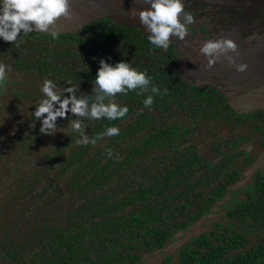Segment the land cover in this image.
I'll list each match as a JSON object with an SVG mask.
<instances>
[{
	"label": "trees",
	"instance_id": "trees-1",
	"mask_svg": "<svg viewBox=\"0 0 264 264\" xmlns=\"http://www.w3.org/2000/svg\"><path fill=\"white\" fill-rule=\"evenodd\" d=\"M114 21L93 19L56 37L33 31L13 44L2 40L16 54L12 72L40 87L29 93L27 85L18 100L38 104L45 79L58 90L76 86L77 95L88 94L101 59L146 71L150 87L162 94L150 108L143 104L150 91L117 94L116 103L129 109L123 119L84 120L90 138L119 128V135L95 144L76 143L80 135L67 127L75 119L70 113L68 121L58 119L53 135L41 134V122L31 113L0 135V264H141L210 211L230 186L228 179L219 180L225 169L222 177L230 176L226 166L204 170L194 148L186 146L189 127L157 120L164 107L186 112L189 104L177 97L194 89L169 66L152 62L155 56H140L145 35L139 28ZM80 48L89 51L85 57ZM65 50L76 59H60ZM256 193L226 211L233 225L252 220L262 226L254 243L238 225L217 226L160 264H264V182L256 183Z\"/></svg>",
	"mask_w": 264,
	"mask_h": 264
},
{
	"label": "flooded vegetation",
	"instance_id": "flooded-vegetation-1",
	"mask_svg": "<svg viewBox=\"0 0 264 264\" xmlns=\"http://www.w3.org/2000/svg\"><path fill=\"white\" fill-rule=\"evenodd\" d=\"M182 2L185 10L194 16L196 22L189 26V34L184 41L171 37L172 44L167 51L150 44L149 33L140 22L135 21L139 20L138 17L128 18L129 22L112 19L121 26L139 28L145 35V40L141 42L140 56H155V59H151L152 62L169 66L184 86L194 89L190 95L180 94L177 97L178 101L189 104L186 112L181 107H164L160 114L155 113L157 120L162 119L168 125L189 127L190 138L186 146L194 148L203 169H218L220 166L224 169L226 166L230 174L227 178L222 177L225 169L219 179L224 182L229 180L227 183L230 186L226 194L210 211L168 241L164 248L169 249L160 262L184 244L191 243L194 238L213 231L217 226L235 228L238 225L251 243H254L251 238L258 237V231L262 229V226L260 228L254 225L252 220L244 225H233L226 216V211L240 200L246 201L255 196L256 183L264 182V107H236L229 92L233 88L242 89L247 86L264 88V8L226 7L198 0ZM102 18L106 17L98 19ZM221 37L231 39L237 44L238 54L230 55L237 64L248 65L246 72L238 73L223 57L213 67H207V58L200 54V47L207 40ZM250 37L255 38L250 40ZM16 49L12 51L16 52ZM90 50L94 51L95 46ZM79 51L82 57L89 52L86 48H80ZM65 52L60 59L67 63L76 59L70 57L68 50ZM10 53L0 39V60L6 66H11L16 56L15 53ZM82 57L77 58L79 62L83 60ZM19 78L11 70L7 80L0 82V135L10 127L17 126V122L26 118L35 108L33 101L18 100L17 95L22 88L26 91L27 85L31 86L29 93L40 87L34 81L26 83ZM253 101L256 100L245 102ZM261 103L264 105V101ZM155 254L145 255L142 260Z\"/></svg>",
	"mask_w": 264,
	"mask_h": 264
},
{
	"label": "clouds",
	"instance_id": "clouds-1",
	"mask_svg": "<svg viewBox=\"0 0 264 264\" xmlns=\"http://www.w3.org/2000/svg\"><path fill=\"white\" fill-rule=\"evenodd\" d=\"M144 3L150 5V8L132 10L131 16L139 18L140 24L149 33L150 44L155 48L167 51L172 44L171 37L184 41L189 34V26L196 22L194 16L185 10L182 0H144ZM60 19L68 21L73 19L71 0H0V39L13 44L17 42L21 33L27 35L33 31L51 32L56 37L60 32L57 29V21ZM230 53L238 54V46L233 40L224 37L207 40L200 47V54L207 58L208 68L213 67L223 57L230 67H235L238 73L246 72L248 65L237 64ZM99 65L92 91L88 94L77 95L76 86L58 90L53 81L49 79L43 81L40 90L43 98L35 105V111L31 113L35 121L41 122L39 129L41 134H55L58 119L68 121L70 113L75 119H72L67 127L80 135L76 143L78 145L95 144L98 139L105 136L119 135V128L107 127L97 137L90 138L84 132L86 127L84 120L123 119L129 109L127 106L122 107L116 103L117 94H127L137 89L140 90L137 95L150 91L151 94L147 95L143 101L145 108L153 105L155 95L162 94L159 87H150L151 77L147 76L146 71H140L131 63L120 61L111 64L101 59ZM10 72L11 66H6L0 60V82L7 80ZM31 127L34 128L35 123Z\"/></svg>",
	"mask_w": 264,
	"mask_h": 264
},
{
	"label": "water",
	"instance_id": "water-1",
	"mask_svg": "<svg viewBox=\"0 0 264 264\" xmlns=\"http://www.w3.org/2000/svg\"><path fill=\"white\" fill-rule=\"evenodd\" d=\"M226 7H262L264 1L258 0H198ZM147 9L141 0H71V14L73 19L68 21L60 19L57 21V29L74 31L79 25L100 17L119 19L129 22L132 10ZM130 18V19H128ZM136 18V17H135ZM234 91V92H233ZM233 104L240 108L264 107V88L260 86H247L246 88H233L229 90ZM252 97H250V95ZM247 100H256L245 102Z\"/></svg>",
	"mask_w": 264,
	"mask_h": 264
},
{
	"label": "rangeland",
	"instance_id": "rangeland-1",
	"mask_svg": "<svg viewBox=\"0 0 264 264\" xmlns=\"http://www.w3.org/2000/svg\"><path fill=\"white\" fill-rule=\"evenodd\" d=\"M180 237V235H179ZM169 247L164 248L160 253H156L153 256H150L148 259L146 257L142 260L141 264H159L160 259L166 255V252L168 251ZM151 255V254H150Z\"/></svg>",
	"mask_w": 264,
	"mask_h": 264
}]
</instances>
